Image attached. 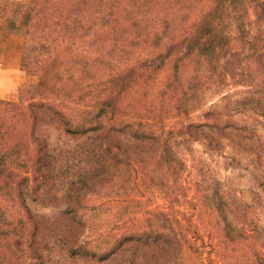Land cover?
Here are the masks:
<instances>
[{
  "label": "trees",
  "instance_id": "16d2710c",
  "mask_svg": "<svg viewBox=\"0 0 264 264\" xmlns=\"http://www.w3.org/2000/svg\"><path fill=\"white\" fill-rule=\"evenodd\" d=\"M159 5L163 6L161 12ZM0 13L2 23L26 29L23 69L42 76L39 83L21 89L19 102L0 99V164L6 159L11 162L6 178L18 189L25 184L28 187L32 180L38 186H47L41 192L44 201L66 204L58 216H47L33 213L21 198L29 228L12 234L13 244H22L28 250L27 264H50L55 255L57 262L76 264H181L182 240L166 212L150 213L148 228L126 232L98 250L81 242L84 221L79 211L85 196L96 190L97 184L115 178L129 183L139 172L154 178L155 165L161 168L163 180L158 185L170 187L169 178L178 182L184 162L174 149L172 135L183 130L203 131V127L223 130L220 118L209 120L214 114L207 108L199 121L161 130L133 120L118 110L127 87L124 74L110 78L115 87L112 97L73 113L67 99L69 91L60 84L59 58L74 47L76 40L97 36L104 30L121 37L131 28L141 33L161 26L157 31L164 40L160 50L128 72L158 71L174 59V72L166 87L182 89L191 113L201 100L188 96V89L203 85L212 88L216 77L224 85L231 78L238 84L263 85L260 89H264V0H48L27 10H9L0 0ZM187 60L197 65L194 79L185 87L180 69ZM254 66L261 73L259 82ZM249 103L247 97L239 96L231 112L245 114ZM44 124L81 141L72 150L56 152L37 134ZM223 126L232 128L234 122L226 120ZM72 165L77 169L65 172ZM27 187L28 193L31 188Z\"/></svg>",
  "mask_w": 264,
  "mask_h": 264
},
{
  "label": "rangeland",
  "instance_id": "374dc122",
  "mask_svg": "<svg viewBox=\"0 0 264 264\" xmlns=\"http://www.w3.org/2000/svg\"><path fill=\"white\" fill-rule=\"evenodd\" d=\"M1 1L6 2L9 10H27L48 0ZM160 8L163 6H158V12ZM160 29L161 26H153L139 33L131 28L121 37L112 30H104L97 36L76 40L73 48L60 55L58 65L60 84L69 91L70 111L75 113L88 104L108 100L115 88L110 78L124 74L127 85L124 98L122 103L117 102L119 107H114L131 119L150 123L159 130L178 128L199 121L202 110L211 108L214 116L209 120L219 117L223 130L203 127V131L183 130L172 135L174 149L184 166L180 167L178 182L166 179L170 187L157 184L163 182L157 165L154 178L143 177L139 172L133 174L129 183L115 178L104 185L97 184L96 190L85 196L79 211L84 221L81 242L103 250L126 232L148 228L150 213L164 211L172 218L182 240L181 264H264V89H260L263 85L238 84L231 78L224 85L216 77L212 88L203 85L188 89V96L201 100L196 106L192 103L194 107L189 113L182 89L166 87L174 72V59L158 71L128 72L160 50L164 41L157 35ZM26 42L25 28L13 29L0 20V59L3 56L7 63L13 58L14 68L15 57L20 58V66L16 64V72L12 73L14 90L0 99L19 102L22 88L42 80L40 74H29L23 69ZM234 45L239 43L234 41ZM2 52L9 53L11 58ZM3 63L0 62V78ZM196 65L190 60L182 63L180 73L185 87L194 79ZM253 69L259 82L261 73L256 66ZM239 96L250 102L245 114L231 112ZM212 101L217 105H211ZM229 119L234 122L232 128L223 126ZM37 134L46 138L56 152L72 150L81 141L54 125H41ZM11 167L7 159L0 164V264H27L28 250L22 244L14 245L12 234L29 228L21 198H25V205L33 213L47 216H58L66 204L44 201L41 192L47 186H38L32 180L28 187L25 184L32 191L27 193L25 186L18 189L6 178ZM76 169L72 165L65 172ZM55 256L50 264H76L69 260L57 262L59 258Z\"/></svg>",
  "mask_w": 264,
  "mask_h": 264
},
{
  "label": "crops",
  "instance_id": "0c3cea01",
  "mask_svg": "<svg viewBox=\"0 0 264 264\" xmlns=\"http://www.w3.org/2000/svg\"><path fill=\"white\" fill-rule=\"evenodd\" d=\"M1 54L5 56H9V53H6V52H2ZM1 61H3L4 62L3 64L5 65H4V69L2 73L3 76H1L0 78V81H2V85L0 84V97L7 98L9 96L8 93L11 94L12 90H14V86H13L14 79H13L12 73L16 72L15 71L16 64H17V67L20 66V58H18V56L15 57V67L14 68H12L13 58L9 59V61L7 60V63H6V59L2 56V59H0V62Z\"/></svg>",
  "mask_w": 264,
  "mask_h": 264
}]
</instances>
